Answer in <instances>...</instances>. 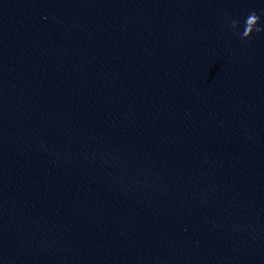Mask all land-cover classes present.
<instances>
[{"label":"water","instance_id":"95a60500","mask_svg":"<svg viewBox=\"0 0 264 264\" xmlns=\"http://www.w3.org/2000/svg\"><path fill=\"white\" fill-rule=\"evenodd\" d=\"M252 11L0 0V264H264Z\"/></svg>","mask_w":264,"mask_h":264},{"label":"clouds","instance_id":"9594fccd","mask_svg":"<svg viewBox=\"0 0 264 264\" xmlns=\"http://www.w3.org/2000/svg\"><path fill=\"white\" fill-rule=\"evenodd\" d=\"M260 22V15H258L255 11L250 12L248 16L245 17L243 31L238 33L241 39L245 41L251 40L254 33H264V28L259 27ZM229 27L233 32H236L239 28V21L232 20Z\"/></svg>","mask_w":264,"mask_h":264}]
</instances>
